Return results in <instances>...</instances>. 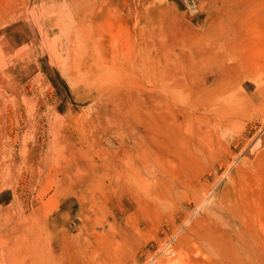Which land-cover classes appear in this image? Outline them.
<instances>
[{
  "label": "rangeland",
  "instance_id": "374dc122",
  "mask_svg": "<svg viewBox=\"0 0 264 264\" xmlns=\"http://www.w3.org/2000/svg\"><path fill=\"white\" fill-rule=\"evenodd\" d=\"M49 1L0 0V264H264V0Z\"/></svg>",
  "mask_w": 264,
  "mask_h": 264
},
{
  "label": "bare ground",
  "instance_id": "6f19581e",
  "mask_svg": "<svg viewBox=\"0 0 264 264\" xmlns=\"http://www.w3.org/2000/svg\"><path fill=\"white\" fill-rule=\"evenodd\" d=\"M37 1H39V6H40V10H39V12H40V16L43 18L44 17V20H48V23H46V24H49V23H51L52 22V20L53 21H55L54 19H53V17L50 15V14H48V12L50 11V10H52V9H54V5H53V2H51V1H49V0H37ZM30 2H31V0H30ZM92 3V2H91ZM92 6H93V3H92ZM33 7V6H32ZM89 7H90V5H89ZM95 7V6H94ZM33 9V8H32ZM43 9V10H42ZM88 9V8H87ZM88 10H90V9H88ZM92 11H93V9H92ZM25 12V11H24ZM32 12V11H31ZM28 13V12H27ZM30 13V12H29ZM56 15V14H55ZM46 17V18H45ZM57 19V18H56ZM59 19V18H58ZM34 22V21H33ZM46 22V21H45ZM44 22V23H45ZM35 23V22H34ZM52 23H54V22H52ZM40 25V24H39ZM58 25H59V23H58ZM72 26H75V24H71ZM70 24H68L67 23V26H65L64 25V23L62 24H60V28L61 29H63V27L66 29V28H68L69 26H71ZM49 26V25H48ZM47 26V27H48ZM53 26H55V25H53ZM51 27V26H50ZM58 28V27H57ZM74 28H78V27H74ZM22 29V28H21ZM79 29V28H78ZM83 30V29H82ZM84 31V30H83ZM51 31H49V33H50ZM52 32H53V30H52ZM46 34H47V32H45ZM81 33H82V35H83V32L81 31ZM84 34H86V33H84ZM60 36V35H59ZM84 36L85 35H83V36H79V37H77V36H72L71 38H72V40H74V41H78V43H79V45H80V43L83 41V40H85L87 37L85 36V38H84ZM89 37V36H88ZM97 37V36H96ZM89 39V38H88ZM88 39H86V40H88ZM53 40H56V39H53ZM85 40V41H86ZM92 40V39H91ZM94 40V39H93ZM46 41V40H45ZM90 41V40H89ZM94 41H96V39L94 40ZM51 42H53V41H51ZM55 42H57V41H55ZM87 42V41H86ZM93 42V41H92ZM91 42V43H92ZM47 43V42H46ZM87 44V43H86ZM97 45V44H96ZM94 46V45H93ZM84 47V45L82 44L81 46H80V48H83ZM40 49V48H39ZM84 49V48H83ZM86 50V49H85ZM57 51V50H56ZM90 51H92V50H90ZM42 52V51H41ZM40 52V53H41ZM55 52V51H54ZM95 52H96V50H95ZM62 54V53H61ZM98 53H96V55H97ZM87 55V54H86ZM34 56V55H33ZM42 56V55H41ZM58 56V58H57V61H60L59 59L61 58L59 55H57ZM85 56V55H84ZM91 56H92V54H91ZM49 57V56H48ZM36 57H34V59H35ZM50 58V57H49ZM92 58V57H91ZM94 58V57H93ZM30 59V58H29ZM31 60V59H30ZM64 60V59H63ZM72 61V60H71ZM65 62V61H64ZM87 62V61H86ZM30 63V62H29ZM81 64V63H80ZM71 65H73V67L74 66H76L77 67V64H76V62L73 64H71ZM79 65V64H78ZM80 66V65H79ZM81 66H82V64H81ZM22 68H24V65H23V67ZM78 69H79V67H78ZM62 71V70H61ZM60 72V71H59ZM80 72V71H79ZM88 73V72H87ZM64 79V78H63ZM259 146V144L257 143L256 144V146L255 147H258Z\"/></svg>",
  "mask_w": 264,
  "mask_h": 264
}]
</instances>
